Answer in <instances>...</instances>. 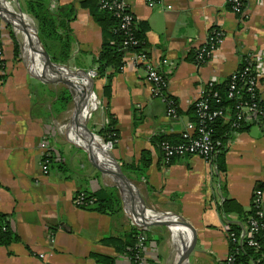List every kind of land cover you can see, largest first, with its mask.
I'll return each instance as SVG.
<instances>
[{"label":"crops","instance_id":"crops-1","mask_svg":"<svg viewBox=\"0 0 264 264\" xmlns=\"http://www.w3.org/2000/svg\"><path fill=\"white\" fill-rule=\"evenodd\" d=\"M78 1L58 0V4L65 6ZM125 4L138 21L148 23L146 40L151 47L150 57L157 69L168 76L166 93L178 100L180 112L175 118L167 116L164 102L152 94L146 68L135 62L134 54L126 53L123 67L111 78L109 100L102 98L106 80L98 78L94 82L98 90L97 94L93 87L94 96L103 102V108L97 110L93 130L96 132L108 121V113L114 116L119 136L110 156L117 163L138 162L143 150L150 151L147 184L140 182L139 186L149 202L153 197L165 206L156 208L158 212L177 214L189 224L191 231L187 237L183 225V242L187 239L189 248L185 264H223L230 250L226 222L217 209L222 195L218 187L220 182L225 184L229 198L246 210L250 208L253 190L258 183L264 184V123L253 124L228 141L226 171L218 174L197 155L171 165L162 164L160 151L151 139L158 134H180L190 120L187 110L204 86L224 81L234 73L241 56L256 53L264 63V0H246L241 17L226 8V0H153L152 5L148 0H125ZM17 6L22 10L18 0ZM76 6V17L71 23L75 37L73 56L79 63L77 70L90 71L94 69L91 55H97L101 47V30L86 8L78 3ZM2 15L12 18L16 32L22 35L17 18L3 12ZM20 20L29 35L31 27L29 31L26 29V18ZM214 26L222 31V38L210 58L200 65L189 54L206 43ZM2 35L5 69L0 70V76L6 75V79L0 81V213L11 215L12 227L20 240L0 245V264H98L92 253L114 256L116 264H131L126 255L100 240L122 237L133 227L146 232L145 227L155 222H134L123 211L99 214L74 203L76 192L103 187L105 178L89 164L83 150H74V143L84 147L83 143H69L64 134L56 131L54 124L67 111L54 115L47 102L49 97L38 94L40 84L50 90L55 88L54 83L40 80L42 76L33 71H40L42 66L29 58L33 70L26 65L18 40L3 25ZM15 43L19 46L18 57ZM80 52L88 55L82 57ZM81 80V76L72 77L73 84ZM258 89L264 100V75L258 79ZM81 96L85 101L86 93ZM34 100L39 106L35 112ZM93 104L91 111L96 108V98ZM81 111L74 114L75 118L84 116ZM51 134H54L51 147L62 153L70 169L65 174L51 171L44 175L41 171L40 141ZM95 138L89 139L96 145ZM97 158L100 161L98 155ZM262 205L264 209V190ZM124 206L129 212H132L129 208L136 209ZM230 219L235 220L236 216L230 215ZM164 227L156 224L152 229ZM174 236L177 242V232ZM157 240V236L151 238L147 234L143 264H170L176 243L169 248L157 245Z\"/></svg>","mask_w":264,"mask_h":264},{"label":"trees","instance_id":"trees-1","mask_svg":"<svg viewBox=\"0 0 264 264\" xmlns=\"http://www.w3.org/2000/svg\"><path fill=\"white\" fill-rule=\"evenodd\" d=\"M18 1L20 2L23 12L29 16L26 18L27 21L25 25L28 31L29 27H31V32L28 36L32 37L33 35L36 51L40 55L48 57L52 63L67 66L70 69H78L77 65L79 64L77 62V57L73 56L72 50L75 37L72 32L71 23L74 21L78 10L76 4L78 3L80 7L86 8L89 11L94 22L101 30V47L97 55H91L94 69L89 71L81 68L79 70L86 72V87L91 85L94 87V82L98 78H104L106 80L102 90V98L106 100H109L111 97V78L123 67L126 53L144 55L150 58L151 47L146 40V33L149 30L148 23L146 21H138L128 7H125L124 13L119 12L114 6H112L113 8L111 9L103 7L104 3L110 5L116 2V0H79L78 2H72L65 6H59L58 0ZM245 7L246 0H226V8L237 17L242 16ZM125 13H130L133 16L132 21L127 26H123L122 21V16ZM33 22L36 29L35 34ZM1 29L2 18L0 17V34ZM216 30H219V28L215 26L212 27L209 30V35L210 37L214 36V43L217 44L214 34ZM199 48L196 50L192 49L189 54V58L195 62H197L196 58ZM204 49L205 51H209V45H206ZM17 55H19V46L15 43V56ZM87 55L88 53L80 52V56L82 57H86ZM209 58L210 57H204L203 61L198 62V64H204ZM246 66H248L247 56H241L236 71L240 73ZM4 69L5 60L2 53V58L0 57V70ZM157 72L160 75L158 87L162 96L165 97V100L161 96H156V98H160L164 102L166 112L171 106L175 109L176 115H178L180 112L178 100L174 96L166 93L168 76L158 69ZM249 77H251V74L247 73L245 78ZM5 79L6 75L0 76L1 82L5 81ZM230 82V76L224 81H212L210 84L206 85L203 95V98L207 100L212 110H222L225 114V117H217L207 122L209 129H211V138L215 143V148L207 162L213 167L216 174L225 173L226 171L225 153L228 141L237 133L249 129L251 125L258 122L264 123V100L260 96L259 89L249 91L247 84L242 81H236L235 84L238 89V94L230 98L228 96ZM54 85L55 88L50 90L46 85L40 84L36 90L40 91L38 94L42 95V97H49L47 101L50 103L49 109L54 115H59L70 109L75 97L64 84L54 83ZM242 102L256 104L260 112L245 114L239 118L237 116L236 106ZM107 104L108 103L104 104L106 105L105 108H107ZM93 105L92 103L91 106L81 109L82 111L80 110V113L82 115H89ZM35 109H39L37 100H34L33 112H35ZM196 110L195 102H193L187 110L190 120L193 122H197ZM107 115L109 121L103 128L96 130V134L99 136L96 137V139L98 142L103 140L106 145L111 144L112 148H114L119 136L116 127V119L110 113ZM163 142H167L171 145H178L184 143L185 139L181 134L154 135L151 139V143L159 149L161 162L164 154L160 149V145ZM73 148L78 152L82 151L77 144H74ZM188 156L192 155H173L169 157L164 165H171L176 160ZM45 159L47 160L49 172L52 171L65 174L70 171L61 152H58L57 155L52 154L50 157H45ZM89 164L91 163L89 162ZM118 164L124 175L130 178L134 177L136 183L144 182L147 184V170L151 164V153L149 150H143L141 152L138 162L125 163L121 161L120 163L118 162ZM218 190L222 195L220 196L217 209L224 222H226L229 250L230 253H233L232 264H264V210L262 205L251 202L250 208L246 210L238 202L227 196L225 184L220 182ZM254 190H264V184L258 183ZM81 194L82 196H80ZM75 196L81 197L82 203L77 205L81 209L105 215H114L121 212L120 199L116 194V188L114 186H103L94 191L83 189L76 192ZM128 210L133 211L134 209L129 208ZM259 211L263 212L262 216H259ZM230 215H235L236 219L231 220ZM10 216L9 214L0 213V245L3 246L20 240V236L12 227ZM252 219L256 220L259 226L258 230L251 234L250 237L245 235V226H249ZM139 222L144 223L143 221ZM139 232V229L133 227L128 232L124 233L122 237L108 236L102 238L100 242L104 245L112 246L117 253L126 255L131 264H143V252L137 246L136 240V236ZM250 238L255 240V246H250L248 244ZM91 257L98 264H116L114 256L92 253Z\"/></svg>","mask_w":264,"mask_h":264},{"label":"built area","instance_id":"built-area-1","mask_svg":"<svg viewBox=\"0 0 264 264\" xmlns=\"http://www.w3.org/2000/svg\"><path fill=\"white\" fill-rule=\"evenodd\" d=\"M148 2L150 5L153 4V0H148ZM112 6H114L116 9L119 10V12H122V13H124L123 11L125 7H127L125 4V0H116V2L110 5H108L107 3L103 4V7H107L109 9L113 8ZM132 19H133V16L130 13L123 14L122 16L123 26L129 25ZM214 34H215L217 44L214 43V36L210 37V35L208 34V39L206 43L200 47L201 49L200 48L198 49L199 52L197 54L196 63L203 61L204 57H210L213 51L216 49L217 45L219 44L222 38L223 33L220 30H216L214 31ZM2 39H3V35H2V29H1V34H0V57L1 58H2V53H3ZM206 45H209V51H205L204 47ZM134 59L137 64L143 65L146 68V71H147L146 80L151 83L153 96L154 97L161 96L165 100V97L162 96L159 90V87H158V84L160 81V75L158 74L157 67L154 65L151 57L147 58L144 55L134 54ZM247 59H248V66L244 67L242 72L239 73L236 71L230 75L231 82L229 85V94H228L230 98L238 94V89L235 84L236 81H242L243 83L247 84L249 91H252L254 89L258 90V79L260 76L264 75V63L261 61V58L256 53L248 55ZM42 67H43V62H42ZM30 69H32V67ZM247 73L251 74V77L245 78V75ZM207 84H210V82ZM206 85L204 86L199 98L196 101H194L196 108H197L196 110L197 122H193L189 120L185 124L183 130L180 132L182 137L185 139V142L182 144H178V145H171L167 142L161 143L160 149L162 153L164 154L162 158L163 163H166L169 157L173 155H179V154L197 155L199 157H202L204 160L208 161V158L213 152L215 148V143L211 138V129H209V125L207 122H210L211 120L217 117H225V114L223 113L222 110H212L207 100L203 98ZM91 94H94V93H91ZM95 98H96L97 105L93 111L101 107L103 108V104L98 101L96 96ZM236 108H237V116L239 118L244 116L245 114H249V113L255 114L256 112L257 113L260 112L257 109L256 104L254 103L242 102L239 105H237ZM93 111H91V113ZM166 114L168 117L177 116L175 109L171 106L168 108ZM108 121H106V123L101 128H103L108 123ZM66 123L58 127V131H57L58 133L62 132L63 130L66 133ZM52 135L54 134L48 135V137L45 136L40 141V148H41L40 166H41V171L44 175L49 173L47 160L45 159V157H48V156L50 157L52 154L57 155V153L53 150L50 144V139ZM104 146L106 147L107 145L105 144ZM262 194H263V190H253L251 202L259 203L262 205ZM80 196H82V194ZM74 203L76 205L81 204L82 203L81 197L75 196ZM153 214L156 216L160 215V214H156L153 212L149 213L150 216H152ZM258 214L259 216H262L263 212L259 211ZM134 224H137V223H134ZM258 226H259L258 222L252 219L250 222V225L245 226V235L251 237V234H253L254 232L258 230ZM139 230L140 232L136 236L137 246L143 252L145 248V242L147 240V235L144 229H139ZM248 244L250 246H255L256 242L253 238H250V240L248 241ZM234 252H235V249H234ZM232 263H233V253H230L228 258L223 264H232Z\"/></svg>","mask_w":264,"mask_h":264},{"label":"rangeland","instance_id":"rangeland-1","mask_svg":"<svg viewBox=\"0 0 264 264\" xmlns=\"http://www.w3.org/2000/svg\"><path fill=\"white\" fill-rule=\"evenodd\" d=\"M5 2H8L9 4H10V6L12 7V9H14V11L15 12H17V10H18V6H17V0H4ZM19 4H20V2H19ZM2 25L3 26H5V28L7 29V31H12L13 32V34H14V36L16 37V39L18 40V42H19V45H20V50H21V59L26 63V65L28 66V67H30L31 68V63H30V61L28 60V58H26L25 57V54L23 53V51H22V37H21V34H19V33H17L16 32V30H15V28H14V26L12 25V24H7L6 23V21H4L3 19H2ZM33 26L35 27V25H34V22H33ZM40 55V54H39ZM42 56V55H41ZM72 70H74V69H72ZM94 91H95V93H97L98 94V90H97V88L96 87H94ZM79 102V100L77 99V98H74V100H73V103H72V105H71V107H70V109L67 111V113L64 115V117H61L60 118V120L58 121V122H56L54 125H55V127L57 128V130L56 131H58V127L60 126V125H62V124H65L66 122H68L69 120H70V118H69V114L71 113V111H73L75 108L74 107H76V104ZM98 110V109H97ZM97 110H95V111H93V113L91 114V116H90V118H89V120H88V118H83L82 117V120H84V119H86V120H88L87 122V126H88V128L90 129V130H92V131H94L93 130V126H92V123H93V120H94V118H95V115L98 113V111ZM83 122V121H82ZM86 123V122H85ZM86 133H88L81 125L80 126H78V131L76 132V134L78 135V136H81L80 138H81V141L83 142V146L85 147H87V148H89L90 146L92 147V149L95 151L96 150V152L98 153V154H100L99 156H101V152L97 149V147H96V145L95 144H93V143H90L91 142V140L90 139H88V136H83V134H85L86 135ZM94 133H96V132H94ZM60 134H64L63 135V138H65L66 139V141L67 142H69V140H68V138H67V134L64 132V130L62 131V132H60ZM90 135V134H89ZM62 136V135H61ZM91 137V136H90ZM89 137V138H90ZM99 137V136H98ZM84 138H86V139H84ZM96 139V138H95ZM86 140V141H85ZM101 140V139H100ZM102 141V140H101ZM86 142V143H85ZM69 143H72V142H69ZM73 144V143H72ZM104 149H105V154L112 160V162L114 163V165L116 166V170L117 171H119V170H121V169H119V167H120V165L118 164H116L115 162H114V160L111 158V156H110V153H111V149H112V145L111 144H109V145H107L106 147L104 146ZM95 152V153H96ZM86 154V153H85ZM100 162L102 163V164H104V166H106V167H109L111 170H113L112 169V167L110 166V164L108 163V160L107 159H102V157H100ZM99 173H101L103 176H104V187H109V186H114L115 188H116V194L118 195V197H119V199H120V207H121V211H123V212H125V214L128 216V218H129V220H132V221H136V222H139L138 220H136L130 213H134L135 211L136 212H140L139 210H137V209H134L132 212H129V211H127L126 209H125V206H124V204L125 205H129L128 203H127V201H126V198L128 197H130V199H132L133 198V201H135V202H137L140 206H141V208H143L144 210H145V212H149V213H151V212H153V213H156V214H160L161 213V211L160 212H158V210L156 209V208H164L165 206L164 205H162L161 204V201H159V200H155L153 197L152 198H150V202L145 198V194H144V192L142 191V187H140L139 186V183H136V180H135V178L134 177H127L126 175V177H127V179L132 183V187H131V185L129 186V184H126L125 186H126V191H127V194L125 195L124 194V189H123V193H122V191H120V189L119 188H117V185H116V179L114 178V177H112L109 173H106V172H100L99 171ZM130 206V205H129ZM155 210V211H154ZM157 211V212H156ZM129 212V213H128ZM162 212H164V211H162ZM156 224H159V225H162V226H165V225H163L161 222H159V221H156V223L155 224H151L150 226H146L145 228H146V232H147V234H148V237H151L152 238V236H157V245H161V246H169V248L170 247H172V246H174V244L176 243V239H175V236H174V227L171 225V228L170 227H167V226H165L164 227V229L163 228H161V229H158V228H155V229H152V226H156ZM174 229V230H173ZM149 230V231H148ZM151 231V233H149ZM146 234V235H147ZM176 234V233H175ZM187 258H188V255H187Z\"/></svg>","mask_w":264,"mask_h":264},{"label":"water","instance_id":"water-1","mask_svg":"<svg viewBox=\"0 0 264 264\" xmlns=\"http://www.w3.org/2000/svg\"><path fill=\"white\" fill-rule=\"evenodd\" d=\"M2 12L10 14L12 17H15V13L14 12H8V10L5 9V7L2 6V4H0V17L4 21H6L7 24H12L10 22V20H8V19L3 17ZM17 12L20 13V14H25L24 12H22L20 7L18 8ZM35 32H36V29L34 27V34H35ZM42 59H43L42 60L43 67L41 68V70L40 71L33 70L38 75L42 76L39 79L44 81V82L62 83V84H64L68 88V90L71 92V94L74 95V97L79 100V102L76 104L75 109L79 108L80 105L84 102V100H83V98L81 96V90L83 88H85V89L89 90L90 93H93V85H91L88 88H86L85 84L83 82H80L78 84H73L68 78L75 77L76 75L81 76V77L83 76L85 78L86 77V74H85L86 72L83 71V70H77V69L72 70V69H70L67 66L54 64L45 55L42 56ZM62 72H64L65 74H62ZM46 75H52L53 78L49 79V78L46 77ZM85 121H86V119L81 120L78 117L70 119L66 123V134L69 132V130L71 129L72 125L74 124L75 126H80L81 125L90 134L92 139H94L96 136L98 137V135L96 133H94L92 130H90L88 128V126L86 125ZM68 140L70 142L74 143L73 141H71L69 139V137H68ZM90 143H92V142H90ZM102 145L103 146L105 145L103 140H102ZM77 146H79V145H77ZM79 147L87 154V158H88V160H89V162L91 163L92 166H94L100 172L109 173L112 177H114L116 179V185H117V188L120 189V191H122V190H121V186L119 185V181H122V182H124L126 184H129V186L131 185V187H132V183L127 179V177L122 173L121 170L114 172L109 167L104 166V164H102L98 160L97 155H96L95 151L92 149L91 146L89 148H87V149L84 148V147H81V146H79ZM114 162L118 165V163L115 160H114ZM119 169H120V167H119ZM132 200H133V198H132ZM141 210H142V211H140L141 213L135 211L131 215L135 219H137L139 221H143L144 222L143 224H145V222H155L156 223V221H159L163 225L171 228L172 217H174V218H176L179 221L180 224L184 225L187 228L186 237L190 234L191 229H190L189 224L181 216H178L177 214H173L171 212H161L159 216H156V215L153 214L152 216L145 217V216H143V212H145V210L143 208H141ZM181 247L183 248V252L181 253V257H180L181 258V264H185L186 259H187V255L189 253V248L187 246V239H185V241L183 242Z\"/></svg>","mask_w":264,"mask_h":264},{"label":"bare ground","instance_id":"bare-ground-1","mask_svg":"<svg viewBox=\"0 0 264 264\" xmlns=\"http://www.w3.org/2000/svg\"><path fill=\"white\" fill-rule=\"evenodd\" d=\"M1 2L4 0H0ZM2 2V3H3ZM3 6H5V9H8V12H14L15 13V17L14 18H17V20L19 21V24H20V28L22 30V50L25 52V57L29 58L30 60H32L31 62L34 63L35 65H40L42 66V56L39 55V53L36 51L35 47H34V42H33V35L32 37H29L28 34L26 33L25 31V26L23 24V22L20 20V18H28L29 16L26 15V14H20V13H16L12 7L10 6V4L4 2L3 3ZM24 16V17H22ZM4 18L10 20V22L12 24H14V20L12 18H8L6 16H4ZM62 74H65L64 72H62ZM71 82H72V77L68 78ZM81 82H83L85 84V78L82 76V80ZM86 87V86H85ZM88 88V87H86ZM82 89V88H81ZM81 93H86V98H85V101L82 103L83 105L80 106L79 108L77 109H74L73 111H71V113L69 114V118L73 119L75 118L74 114H76L78 111H80L79 109L80 108H86V107H89L92 105L93 101H94V94H91L89 90L83 88L81 90ZM75 108V107H74ZM87 117V115H84L83 118ZM82 120V118H80ZM75 132H74V131ZM78 131V126L76 127L74 124L72 125L71 129L69 130V132L67 133V135L69 136V139H71V141H75V142H79V143H83L81 141V136H78L76 134V132ZM83 136H88V139H89V133H86L83 134ZM97 137V136H96ZM86 139V138H84ZM86 141V140H85ZM86 143V142H85ZM97 144V149L101 152V156H99L100 154H98L96 152V154L99 156V157H102V159H107L108 160V163L110 164V166L112 167L113 171H117L116 170V166L114 165V163L112 162V160L105 154V149H104V146L102 145V141L100 142H95ZM85 148H87L85 146ZM119 185L121 186V190H122V193H123V189H124V194L126 195L127 194V189H126V184L122 181H119ZM126 201L127 203L136 208L137 210L139 211H142L141 210V206L133 201L132 199H130V197L126 198ZM143 216L145 217H149V212H143ZM172 226L174 227V231L175 233L177 232V242H176V246L173 248V251H172V260L170 262V264H181V253L183 252V248L181 247L182 246V243H183V240H184V227L182 224L179 223V221L176 220V218H172Z\"/></svg>","mask_w":264,"mask_h":264}]
</instances>
